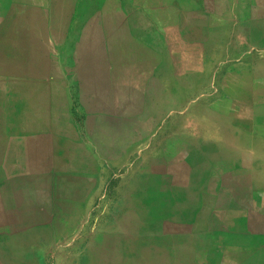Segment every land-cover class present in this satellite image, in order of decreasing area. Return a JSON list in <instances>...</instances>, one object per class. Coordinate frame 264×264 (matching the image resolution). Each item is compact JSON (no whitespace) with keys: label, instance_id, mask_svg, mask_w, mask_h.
Masks as SVG:
<instances>
[{"label":"crops","instance_id":"1","mask_svg":"<svg viewBox=\"0 0 264 264\" xmlns=\"http://www.w3.org/2000/svg\"><path fill=\"white\" fill-rule=\"evenodd\" d=\"M132 2L99 26L93 16L77 41L82 93L121 100L85 141L107 164L104 191L118 140L120 186L139 196L131 211L152 214L154 264H264V45L233 42L224 0ZM78 173L60 209L95 194V171Z\"/></svg>","mask_w":264,"mask_h":264},{"label":"rangeland","instance_id":"2","mask_svg":"<svg viewBox=\"0 0 264 264\" xmlns=\"http://www.w3.org/2000/svg\"><path fill=\"white\" fill-rule=\"evenodd\" d=\"M217 6L225 17L238 16L234 43L264 45V0ZM119 8L137 5L0 0V264L155 263L148 250L152 214L131 211L139 196L121 188L119 172L127 165L119 162L120 142L112 147L111 190L103 188L107 164L88 158V126L105 109L120 107V95H84L75 76L82 28L93 16L99 26L105 12ZM72 147L74 157L66 154ZM79 171H95L96 192L81 196L75 210L60 209L56 194L67 193Z\"/></svg>","mask_w":264,"mask_h":264}]
</instances>
